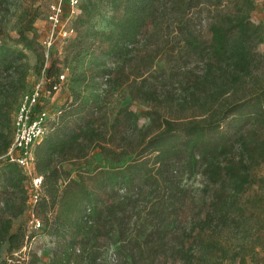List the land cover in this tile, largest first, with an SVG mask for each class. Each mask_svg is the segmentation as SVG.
Listing matches in <instances>:
<instances>
[{"label": "trees", "instance_id": "1", "mask_svg": "<svg viewBox=\"0 0 264 264\" xmlns=\"http://www.w3.org/2000/svg\"><path fill=\"white\" fill-rule=\"evenodd\" d=\"M255 2L82 0L62 59L47 58L24 28L6 39L0 21V264H42L31 248L40 233L56 241L49 264H264V27L252 21ZM207 10L224 23L205 39L194 17ZM29 53L53 95L67 74L68 98L35 147L42 228L13 231L30 199L28 178L6 158ZM95 154L114 166L67 168Z\"/></svg>", "mask_w": 264, "mask_h": 264}, {"label": "rangeland", "instance_id": "2", "mask_svg": "<svg viewBox=\"0 0 264 264\" xmlns=\"http://www.w3.org/2000/svg\"><path fill=\"white\" fill-rule=\"evenodd\" d=\"M55 1L56 0H4L3 4L0 6V21H4L5 25L4 37L11 40L16 39L18 38V31L24 28L28 31L29 36H37L46 54L53 53L62 59V48L66 41L63 33L65 30L70 28L73 18L71 17L70 9L68 6H65L62 15V26L59 28L61 32L60 30H54L49 21V17L51 13V5L54 4ZM109 18L110 14L107 12H103L100 16H98L96 18L97 28L100 30L107 29ZM194 18L198 34L200 37L205 39L210 38L211 33L216 29L218 24L224 23L221 16L216 17L214 12L210 13V10H207L204 14ZM252 21L257 25L264 27V0H256L255 10L252 13ZM50 42L51 46L48 45ZM257 52L262 55L264 54V43L258 46ZM28 56V63L31 68L26 93L35 90L42 79L45 78V75H43V73L40 74L36 68L38 63L36 55L29 53ZM161 65L164 66V63ZM65 85L66 84H64L54 95H49L47 93L46 86L42 85V98L40 100L39 109L44 108L51 116L55 115L68 98V90ZM115 99L121 101L122 106L131 103L129 98L121 100L119 95H116ZM131 105L132 109L141 115L146 110L137 103H133ZM17 109L18 107L14 111V117ZM143 123L144 119L141 120V124ZM96 165H101L103 167L114 166V164L108 160H104L100 154H95L87 163H83L80 167L67 166V168L75 173L78 169L92 170ZM195 185L200 188L203 186L202 177H199L195 181ZM27 187L28 193L31 194L32 191H30V189L32 190V187L29 181L27 182ZM200 196L201 193H198V197ZM32 219V201H29L25 214L15 220L13 231L18 230L20 227L30 230ZM55 242L54 238L42 235L41 233L38 234L36 239L33 241L32 248L39 253L42 259V264H49L50 253L55 246ZM116 250L117 246H113L111 250L106 253L105 257L110 260L109 258L114 255ZM2 254L3 256H6L5 246L2 249ZM261 254L263 256L264 251H262Z\"/></svg>", "mask_w": 264, "mask_h": 264}, {"label": "built area", "instance_id": "3", "mask_svg": "<svg viewBox=\"0 0 264 264\" xmlns=\"http://www.w3.org/2000/svg\"><path fill=\"white\" fill-rule=\"evenodd\" d=\"M82 0H56L51 5V13L49 21L54 30H60L62 26V15L65 6L70 9L73 20L81 13L80 6ZM61 32V30H60ZM65 39H69L74 35L71 28H68L63 33ZM51 46V42L48 44ZM48 53L46 54L48 58ZM67 82V74L63 73L60 76V85L55 89L57 92ZM42 85L46 86V79L43 78L38 87L32 92H24L21 96L18 109L13 119L14 139L6 158L11 162L16 163L25 176L28 178L32 187L31 194H29L32 201V215L31 231H38L42 228L40 220L36 219L34 215V204L39 199V193L42 185V178L38 176L35 167V147L40 142L45 134V128L50 114L44 108H40V100L42 98ZM49 95H53L47 91ZM29 203V202H28ZM32 248V245H31ZM27 250V249H25ZM113 261H115L113 259Z\"/></svg>", "mask_w": 264, "mask_h": 264}, {"label": "crops", "instance_id": "4", "mask_svg": "<svg viewBox=\"0 0 264 264\" xmlns=\"http://www.w3.org/2000/svg\"><path fill=\"white\" fill-rule=\"evenodd\" d=\"M7 248H8V246L6 245L5 246V254H7Z\"/></svg>", "mask_w": 264, "mask_h": 264}]
</instances>
